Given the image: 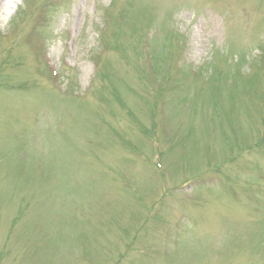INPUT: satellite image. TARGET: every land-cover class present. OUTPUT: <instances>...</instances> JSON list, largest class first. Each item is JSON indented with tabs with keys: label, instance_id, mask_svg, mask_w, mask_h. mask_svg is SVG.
I'll return each mask as SVG.
<instances>
[{
	"label": "rangeland",
	"instance_id": "374dc122",
	"mask_svg": "<svg viewBox=\"0 0 264 264\" xmlns=\"http://www.w3.org/2000/svg\"><path fill=\"white\" fill-rule=\"evenodd\" d=\"M0 264H264V0H0Z\"/></svg>",
	"mask_w": 264,
	"mask_h": 264
}]
</instances>
